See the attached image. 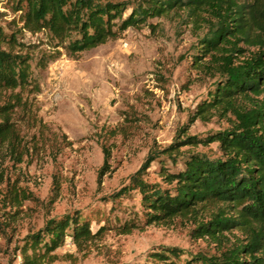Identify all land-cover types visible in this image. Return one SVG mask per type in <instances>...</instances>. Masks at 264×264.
<instances>
[{
  "label": "rangeland",
  "instance_id": "rangeland-1",
  "mask_svg": "<svg viewBox=\"0 0 264 264\" xmlns=\"http://www.w3.org/2000/svg\"><path fill=\"white\" fill-rule=\"evenodd\" d=\"M98 1L132 6L141 0ZM15 3L0 0V28L30 45L24 52L39 90L0 92V104L13 106L20 137L14 152L0 147V264H24L32 255L29 237L49 220L66 216H77L93 232L102 229L101 235L83 247L66 237L40 264H153L149 255L166 248L180 251L178 264H205L217 255L211 239L195 231L215 212L213 206L169 224L147 225V210L133 186L148 155L157 158L136 178L165 188L160 167L177 170L181 162L173 165L162 150L230 127V116L194 118L218 78L207 59L204 68L192 65L204 30L176 12L71 56L54 48L44 33L22 30ZM238 47L242 53L232 59L235 65L255 51ZM55 53L45 68L38 66L41 57ZM180 151L222 157L217 143ZM127 224L136 228L120 234ZM224 236L233 244L243 241L234 230Z\"/></svg>",
  "mask_w": 264,
  "mask_h": 264
},
{
  "label": "trees",
  "instance_id": "trees-1",
  "mask_svg": "<svg viewBox=\"0 0 264 264\" xmlns=\"http://www.w3.org/2000/svg\"><path fill=\"white\" fill-rule=\"evenodd\" d=\"M21 29L44 33L53 47L77 55L117 38L130 28H141L148 20L183 12L187 23L204 30L192 56L195 68H204L207 59L218 77L207 99L196 107L194 118L230 116V127L203 140L186 137L161 151L177 170L160 167L165 188L149 184L136 175L150 167L157 155L150 154L133 176L146 211L147 225H165L173 219L196 215L213 206L209 220L195 231L209 238L217 255L202 260L205 264H264V0H141L128 2L98 0H15ZM239 44L253 47L251 55L238 65ZM30 45L15 33L0 28V92L38 91L32 79ZM59 53L43 56L40 68L54 61ZM208 68V67H206ZM210 70V69H207ZM13 106L0 104V147L10 153L19 147V133L12 121ZM217 143L222 157L202 153H183L182 146ZM122 191V190H121ZM87 222L66 216L49 220L29 237L30 257L24 264H40L62 246L66 237L83 247L101 235ZM135 225H123L120 234H130ZM237 231L243 241L230 243L224 234ZM42 249L44 252L37 254ZM180 251L166 248L149 255L153 264H178ZM190 264V263H184Z\"/></svg>",
  "mask_w": 264,
  "mask_h": 264
}]
</instances>
